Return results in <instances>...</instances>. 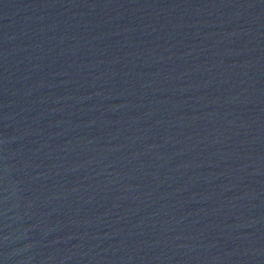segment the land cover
<instances>
[{"label":"water","instance_id":"water-1","mask_svg":"<svg viewBox=\"0 0 264 264\" xmlns=\"http://www.w3.org/2000/svg\"><path fill=\"white\" fill-rule=\"evenodd\" d=\"M0 264H264V0H0Z\"/></svg>","mask_w":264,"mask_h":264}]
</instances>
